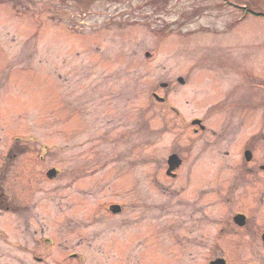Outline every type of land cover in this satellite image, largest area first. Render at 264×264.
Here are the masks:
<instances>
[{
	"label": "rangeland",
	"instance_id": "374dc122",
	"mask_svg": "<svg viewBox=\"0 0 264 264\" xmlns=\"http://www.w3.org/2000/svg\"><path fill=\"white\" fill-rule=\"evenodd\" d=\"M251 11L264 0H0V183L16 209L0 227L21 242L62 224L80 264H264Z\"/></svg>",
	"mask_w": 264,
	"mask_h": 264
},
{
	"label": "flooded vegetation",
	"instance_id": "af4514ba",
	"mask_svg": "<svg viewBox=\"0 0 264 264\" xmlns=\"http://www.w3.org/2000/svg\"><path fill=\"white\" fill-rule=\"evenodd\" d=\"M202 129H205V127ZM250 150L251 149L247 148L244 151L245 160L248 163L256 160L253 156L252 151ZM247 152H249V154H247ZM180 160H181L180 165L177 167V169L175 168L176 170H179L184 164V159L180 157ZM261 168L264 170V165H261ZM176 170L174 172L172 171L169 175H171L173 178H177L178 174ZM248 171L251 173L254 172V169L249 167ZM193 176L194 175H189V177H187L186 179L187 184H189L191 189L195 188V190L202 192L205 182L202 185L196 187L197 185L196 186L193 185L192 182ZM5 178L6 175L3 174L2 179ZM234 187H237L235 180L231 188ZM261 201H263V199ZM9 202L10 201L6 196L4 187L0 183V209L9 210V211L16 210L15 208L11 209ZM196 204H199L200 207L195 206L194 208H192V202L190 203L191 216H193L194 210H197V213L200 211L202 214H204L205 212V208L201 205V203H196ZM112 210L114 211V209ZM238 214H242V213H235V217ZM22 220H23L22 223L25 224L32 223L31 221H29L30 219H22ZM233 221L238 226H245L247 224L246 218L243 220L239 219L238 221L236 219H233ZM241 221H243L242 222L244 223L243 225L241 224ZM0 223H1V219H0ZM38 223H40L41 225L38 228V230L36 229L34 232L36 236L31 237L30 239L27 237V234L24 233V239L23 241L21 240V242H17L15 239L10 237L13 235V233H11L10 231L11 229L10 227L9 228H6L4 226L0 227V264H80L78 261L79 253L77 252V250L70 251L69 247L65 246V243L63 241L64 238L62 236V231H63L62 224L59 225V229L56 228V233L52 231L53 234L47 235L46 231H48L49 228L44 227L42 223L39 221ZM21 226L22 224L20 225V227ZM31 226L32 225H24V227H26L27 232L30 230ZM261 230L262 231L260 232V235L264 246V227H262ZM50 247L53 248L49 249Z\"/></svg>",
	"mask_w": 264,
	"mask_h": 264
},
{
	"label": "water",
	"instance_id": "95a60500",
	"mask_svg": "<svg viewBox=\"0 0 264 264\" xmlns=\"http://www.w3.org/2000/svg\"><path fill=\"white\" fill-rule=\"evenodd\" d=\"M180 81H183L182 79H180ZM157 99H162V98H159L158 95H155ZM162 101V100H161ZM198 123H200V121H198ZM247 154H249V152H247ZM180 158L178 157V155L176 154H173L169 157L168 159V164H169V170H168V173H170L172 170H174L175 168H177L179 165H180ZM49 175L50 176H54L56 175V170H51L49 172ZM117 209L114 210V212H119V207H116ZM238 217L240 218H236V220L238 221L239 219H245V216L244 215H238ZM243 221H241V224L243 225L244 223H242ZM211 264H227L226 260L224 258H218L216 261H212Z\"/></svg>",
	"mask_w": 264,
	"mask_h": 264
},
{
	"label": "trees",
	"instance_id": "16d2710c",
	"mask_svg": "<svg viewBox=\"0 0 264 264\" xmlns=\"http://www.w3.org/2000/svg\"><path fill=\"white\" fill-rule=\"evenodd\" d=\"M251 13H253V14L257 15V16H264V13H260V12L257 13V12H252V11H251Z\"/></svg>",
	"mask_w": 264,
	"mask_h": 264
}]
</instances>
